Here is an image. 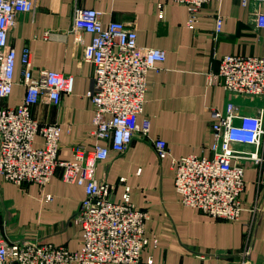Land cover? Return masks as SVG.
I'll return each mask as SVG.
<instances>
[{
    "label": "crops",
    "instance_id": "obj_1",
    "mask_svg": "<svg viewBox=\"0 0 264 264\" xmlns=\"http://www.w3.org/2000/svg\"><path fill=\"white\" fill-rule=\"evenodd\" d=\"M78 8L103 12L104 26L115 21L132 27L141 49L167 53L166 61L147 76V102L139 122L150 120L149 136L136 135L123 154L111 152L98 164L96 173L98 181L115 187L114 201H123L129 187L131 202L149 214L145 225L149 246L143 263L152 259L155 264H238L236 255L244 247L250 209L258 202L264 206V161L260 166L243 156L257 152L264 160V138L259 148L234 146L242 157L234 163L244 168L246 182L241 196L245 211L235 223L183 205L172 159L212 155L214 111L225 112L231 103L241 115L264 112V97L209 86V76L218 74L224 56L264 57V29L257 28L253 15L264 12V6L259 9L251 3L246 8L239 0H213L202 9L195 29L188 26L187 7L172 0H37L33 13L18 14L9 33V45L18 54L15 85L2 107L14 108L24 101L21 56L26 47L31 50L36 77L42 71L73 77V92L63 94L60 105L44 101L33 108L41 125L60 128V159L65 161L73 160V146L93 149L104 144L94 136L95 112L87 97L95 90L94 67L83 60L91 36L81 33L83 43L78 44L76 33H70ZM47 32L52 33L50 39L45 38ZM157 139L167 142L171 159L159 161L154 149ZM43 146V138L36 137L34 147ZM85 197L83 187L62 181L60 170L46 187L29 184L20 188L0 176V233L11 242L53 244L79 251L83 231L74 217ZM250 260L264 264V209L256 223Z\"/></svg>",
    "mask_w": 264,
    "mask_h": 264
},
{
    "label": "built area",
    "instance_id": "obj_2",
    "mask_svg": "<svg viewBox=\"0 0 264 264\" xmlns=\"http://www.w3.org/2000/svg\"><path fill=\"white\" fill-rule=\"evenodd\" d=\"M172 1L187 7L188 26L195 29L202 9L213 0ZM239 1L246 8L251 3L259 9L264 6V0ZM36 4L37 0H0V176L20 188L29 184L46 187L60 170L64 183L83 187L86 197L74 217L82 227L83 241L79 251H70L53 244L11 242L0 233V264H144L143 254L149 246L145 236L149 214L131 202L129 187L123 201H114L115 187L98 181L96 173L98 164L107 160L111 152L123 154L136 135L149 136L150 120L139 122L147 102V76L166 61L167 53L161 49H141L136 31L124 23L114 21L104 26V13L99 10L75 11L70 33H76V43H83L81 33L91 36V42L84 46L83 60L94 67L95 90L87 97L95 112L94 136L104 144L98 143L93 149L73 146V160H61L60 128L41 125L33 116V108L44 101L60 105L63 94L73 92V77L54 71H42L36 77L31 50L26 47L21 56L24 101L14 108L2 107L13 93L18 61L17 51L9 45V33L18 14L33 13ZM253 15L257 28L264 29V12L259 10ZM221 26L219 17L218 31ZM51 36L52 33H45L46 39ZM209 86H221L237 95L264 97V57L224 56L218 74L209 76ZM213 113L212 155L172 159L175 186L186 207L219 221L235 223L245 211L241 196L246 182L244 168L234 163L242 158L234 146L260 147L264 112L241 115L230 103L225 112ZM38 136L44 140L39 149L34 147ZM154 149L160 162L172 158L166 141L157 139ZM243 157L260 166L264 161L257 152L245 153ZM263 209L262 202L250 209L244 247L236 255L238 264H252L253 236ZM146 264L155 263L149 259Z\"/></svg>",
    "mask_w": 264,
    "mask_h": 264
},
{
    "label": "rangeland",
    "instance_id": "obj_3",
    "mask_svg": "<svg viewBox=\"0 0 264 264\" xmlns=\"http://www.w3.org/2000/svg\"><path fill=\"white\" fill-rule=\"evenodd\" d=\"M12 184H14V183H12ZM16 185V184H15Z\"/></svg>",
    "mask_w": 264,
    "mask_h": 264
}]
</instances>
